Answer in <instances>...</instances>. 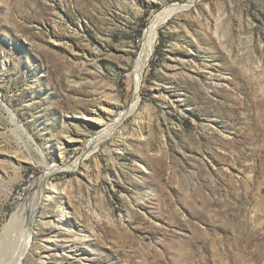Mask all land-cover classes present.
<instances>
[{
  "label": "rangeland",
  "instance_id": "1",
  "mask_svg": "<svg viewBox=\"0 0 264 264\" xmlns=\"http://www.w3.org/2000/svg\"><path fill=\"white\" fill-rule=\"evenodd\" d=\"M190 1L0 0V241L44 163L89 154L49 177L21 264H264V0L170 18L123 140L91 142L135 99L153 17Z\"/></svg>",
  "mask_w": 264,
  "mask_h": 264
},
{
  "label": "bare ground",
  "instance_id": "2",
  "mask_svg": "<svg viewBox=\"0 0 264 264\" xmlns=\"http://www.w3.org/2000/svg\"><path fill=\"white\" fill-rule=\"evenodd\" d=\"M196 2L197 0H191L189 4H184L177 8H162L153 17L148 29L145 31L146 33H144L145 34L144 45L142 47L141 52L139 53V56L136 60L134 67L135 99L132 102L130 108L124 111L116 120L114 119L109 120V122L104 127H102L101 130L96 131V133L91 138V142L94 143L95 145L94 146L95 150H97L100 147V145L110 137H114V136L117 137L118 142L123 140L124 132L118 131L116 129V126L120 124L127 116L132 114L136 110L138 104L140 103L141 80L144 76L147 66L149 65L151 56L153 55L155 49V43L158 38L159 29L170 18L181 12L189 10L191 7L195 5ZM219 39L220 42L223 44L222 37H220ZM106 111L108 113H113L110 109H107ZM86 150L83 153L82 157L79 158L73 165L70 166L64 164L63 157L61 158L60 164L50 165L48 162L43 164L44 166L43 175L38 180V186H39V195L37 197L38 201L36 200V204H34L35 207L33 208L32 212L29 214V217L27 219L23 217V212L26 211L27 209L25 208L23 209L21 208L22 207L21 206L18 209V211L13 215L10 223H8V225H6V228H4L5 231L3 234V240L0 241V264H21L23 258L30 251L28 246H30L33 238L32 225L33 222H35V218H36V208L38 207V205L41 204V201L43 200L41 199V197L43 196L45 199H50L53 196L59 195L63 190L65 191L66 189L60 183L55 184L50 182L49 177L52 174H56L61 171L78 169L79 166L82 165L83 159L89 157V154H87ZM61 154L63 155L62 152ZM66 187H70V184ZM68 229H72V228L68 227ZM13 234H15L16 237L13 236ZM7 243L12 244V247L10 248L9 246V248L7 249V245H6ZM2 250L4 251L2 252Z\"/></svg>",
  "mask_w": 264,
  "mask_h": 264
}]
</instances>
